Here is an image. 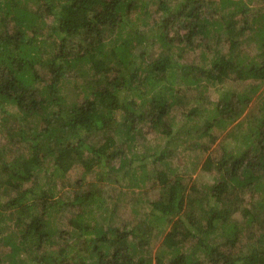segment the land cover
Listing matches in <instances>:
<instances>
[{
  "label": "trees",
  "instance_id": "obj_1",
  "mask_svg": "<svg viewBox=\"0 0 264 264\" xmlns=\"http://www.w3.org/2000/svg\"><path fill=\"white\" fill-rule=\"evenodd\" d=\"M255 1L249 0L240 6L245 22L249 19V7ZM32 2L38 4L37 11L33 10ZM202 2L183 0L159 26L158 42L169 52L153 59L148 70L150 76L141 80L154 96L147 111L137 114L120 93L132 86L138 70L143 69L131 54L133 43L136 39L141 41L142 34L132 30L137 37H122L120 32L114 38L105 39L113 34L119 22L129 21L135 27L131 17L146 8V1L0 0V112L19 120L21 129L15 134L28 143L27 152L19 153L12 160L7 149L0 150V174L4 176L0 178V222L11 219L15 224L7 235L0 232V239L7 236L5 243L11 249L5 259L7 264H264V228L259 230L262 232L258 237L254 232L249 241L250 233L245 225L253 223L255 216L245 208L243 216L250 215L249 221L240 223L232 218L239 208L238 194L244 196L253 187L251 198H258L264 190V97L258 114L253 118L246 114V120L233 129L236 132L246 126L242 142L234 147V152L225 153L217 162L210 155L207 157L204 169L214 174V183L198 198L199 203L205 202L200 206L204 217L197 219L186 212L188 208H195L191 205L195 189L188 190L180 178L172 183L167 174L159 176L166 197L153 202L150 214L130 229L113 221L118 204L115 202L109 213L101 194L91 191L76 194L68 202L54 198L56 176L66 174L75 165L90 171L92 160L105 173L114 169L115 160L121 159V168L125 167L127 161L120 141L135 132L136 126L124 133L118 128L114 134H108L113 124L118 123L117 112L123 111L134 124L142 119L150 120L162 136L169 138L172 129L166 119L170 109L167 98L173 94L172 82L178 70L194 84L202 76L211 85L220 86L232 75L254 83L249 93L223 92L211 109L191 110L205 118L206 135L212 138L210 130H224L244 114L264 84V14L253 17L250 27L242 31L247 30L248 37L257 39L256 55L236 59L217 54L209 69L199 71L191 65L188 71L186 65L172 59L171 44L178 49L181 44L191 46L196 35H209V26L222 29L216 19V14L219 15L216 7L211 5L206 12ZM227 29L230 46L235 47L234 32L230 27ZM182 30L187 34H180ZM114 56L123 76L113 78L109 74L112 72L110 58ZM130 66H133L131 73ZM74 75L78 76L75 81ZM165 83L169 87L163 92ZM69 86L79 94L75 93L77 99L72 105L64 99V90ZM139 86L135 88L139 90ZM157 86L161 87L158 93ZM37 116L44 121V127L26 130L29 120ZM9 137L13 139L14 133ZM156 154L159 162L167 156L160 149ZM39 177H43L44 185L38 183ZM28 182L34 185L18 192V197L4 200V196ZM42 195V213L38 216L33 211L37 207L25 205L24 200ZM212 200L215 207L208 205ZM91 205L103 209L100 217L88 210ZM76 206L85 209L69 219L70 229L57 228L56 220H62L65 211ZM151 221L161 224L162 232L165 225L171 227L154 258L149 254V240L154 230ZM101 222L106 223L101 225ZM218 234L226 238L224 245H230L227 249L210 243L211 237ZM245 234L247 243L252 245L249 253L242 255L236 249ZM57 238L62 246L59 251L51 248L58 243ZM182 239L195 240V244L185 251Z\"/></svg>",
  "mask_w": 264,
  "mask_h": 264
},
{
  "label": "rangeland",
  "instance_id": "obj_2",
  "mask_svg": "<svg viewBox=\"0 0 264 264\" xmlns=\"http://www.w3.org/2000/svg\"><path fill=\"white\" fill-rule=\"evenodd\" d=\"M140 3H148L146 8H141L140 12L136 15H132V20L135 22V27L131 26V22L125 23L119 22L118 26L113 29V34L106 37L105 41L110 38L118 36L121 32L122 37L131 38L136 36L132 30L138 31L142 34L139 37L143 39L133 43L131 48V54L133 59L138 63H141L143 69L138 70V78L132 83V86H127L120 93L121 98L124 102L129 103L132 108L136 110L137 114H141L150 107V99L154 96V92L148 88V85H142V79H148L150 76L149 66L151 61L158 58L163 52L168 51L166 46L158 42V34L160 32L159 26L163 20L166 19L170 13L176 11V7L182 3L183 0H138ZM223 1H226L225 3ZM249 0H203L201 6L204 10H209L211 5L216 7L219 15L216 18L221 24L222 29L209 26V35H196L193 39L192 45L181 44V48L178 49L171 44L170 55L174 61H180V64L186 65L188 71L190 66H196L203 69H209L211 63L217 54L230 55L234 58L256 55L258 52L257 39L253 38L252 35L248 37L249 32L244 31L245 28L250 27V23L253 17L264 14V0H256L249 7L248 17L249 19L244 21V14L240 11L242 3H248ZM224 3V4H222ZM140 5V4H139ZM31 6L33 10L37 11L38 4L32 2ZM224 6V7H223ZM234 12V14L232 13ZM232 19V20H231ZM51 21V19L49 20ZM230 25V26H229ZM228 27L234 32V46L231 47V41L229 37ZM180 34H187L186 30L180 31ZM106 36V33H104ZM108 36V35H107ZM137 37V36H136ZM108 49V48H107ZM182 49V50H181ZM110 61L112 72L109 77H120L123 76L118 68V59L114 58ZM129 67V73L131 68ZM145 68V69H144ZM189 73V72H188ZM77 75L72 77L75 81ZM130 76H128L129 78ZM173 94H170L167 98V105L170 107L167 121L171 123L172 134L169 138L162 136L160 132L152 125L150 120H141L139 123L134 124L132 120H128L123 111L116 113L115 121L112 128L108 130V134H114L115 130L119 128V131L124 133L127 132L129 127L136 126V131L131 133L130 136H124L121 142L123 147L124 158L126 164L125 167L121 168V159L115 160L112 164L113 170H106L102 173L101 167L96 163L89 161L92 168L90 171L86 170L82 165H75L66 174H58L56 176V187L53 188L55 192V199L68 202L73 199L76 194H85L89 191L101 194L106 202L109 213L110 209H114L113 205L115 202L118 204L113 214V221L119 226L131 228L134 227L139 219H145L146 215L151 212V204L155 201L166 197V193L162 188L159 176L161 174H167L170 176L171 182L174 183L176 178H180L184 185H187L191 190L193 187L195 192L191 196V204L195 208H188L187 213L194 214L193 217L200 218L206 216L204 211L201 209V204L205 202L198 201L200 195L204 194L207 190L208 185L214 183V174L209 173L204 169V163L207 157L210 155L214 162H217L218 158L223 156L225 153L229 155L234 152V147L239 143L241 144L243 135L246 133V126L239 128L236 132L233 129L239 122L246 120V114L249 118H253L258 114L260 107L262 106V97H264V84L255 93L252 98V102L248 108H246L244 114L238 119L231 122L228 127L224 130L220 128H214L210 130L212 134L206 135L203 131L205 130V118L201 113L193 114L191 110L198 107L199 112L205 109H211L215 103L219 101V97L223 92H234V93H249L250 89L254 85L253 82L246 80H238L235 75L231 76L224 85L213 86L209 83L206 78L201 77V80L196 84L190 82L189 77H183L181 71H177L174 75ZM97 79H94L96 81ZM104 80V79H103ZM70 81L72 79L70 78ZM106 81V80H104ZM104 81L102 83H104ZM139 86V90L135 88V85ZM162 86V85H160ZM169 87L167 83L163 86V92ZM146 89L147 92H142ZM161 87H156L155 92H159ZM76 89L69 86L64 90L65 100L71 105L76 102L77 92ZM77 93V95L75 94ZM13 110L15 111L14 106ZM207 111V110H206ZM205 111V112H206ZM45 123L40 117H33L29 120L26 130L30 128L44 127ZM162 125L160 124L161 128ZM21 124L18 119L7 117V114L0 112V150L7 149L9 158L19 155L21 152H27L28 143L25 140L17 137L16 132L20 131ZM233 132V133H232ZM14 133V138L9 137L10 134ZM232 133V134H230ZM27 139V138H26ZM124 143V144H123ZM162 150L167 156L161 162L158 161V150ZM88 158V155H86ZM140 157V158H139ZM142 158V159H141ZM133 161V162H132ZM132 162V163H130ZM145 171V172H144ZM147 172V173H146ZM49 174V173H47ZM102 174V178H100ZM42 175L45 174L43 173ZM41 175V176H42ZM0 178L4 179V176L0 174ZM39 184L44 185L43 177H39ZM34 185L33 182L24 184L21 189L12 191L4 196V200L8 198L18 197V192L24 191L27 188H31ZM189 192V191H188ZM246 193V194H245ZM253 187H249L247 192L238 194L239 208L233 213L232 218L240 223L244 220L249 221V216H243V210L249 209L251 215L255 216L253 223L246 224L247 231L250 233V239H253L254 232H257L256 237L262 232L259 231L264 228V190L260 192L258 198H251L253 196ZM256 197V195H255ZM196 200V201H195ZM44 202V196L33 198L29 197L24 200L25 205H31V207H37L35 215L40 216L42 213L41 205ZM196 203L197 206H196ZM210 207H215V201L212 200L208 203ZM205 206L206 210L209 206ZM88 210H93L95 217H100L103 209L98 206L88 207ZM85 207H72L64 213L62 220H56L55 226L60 230H67L69 227V219L79 211H82ZM108 211H106L108 213ZM194 211H196L194 213ZM106 213V214H107ZM197 214V215H195ZM68 220V221H67ZM106 222H101V225ZM154 227L152 237L150 238L149 254L150 257L154 258L158 252L159 247L167 234L170 231V226H164L163 232L159 230L160 225L158 222L151 221ZM15 225L11 219L0 222V232H9ZM7 237V236H6ZM0 239V264H7L6 256L9 252L10 247L5 243V238ZM243 242L238 244L237 252L241 250L242 255L249 253L251 249L250 243L246 241V234L242 238ZM58 243L55 244L52 249L59 251L61 249V243L59 238L56 239ZM182 242L185 245L184 250L190 249L194 244L195 240H184ZM226 238L218 234L210 239V243L215 246L227 249L230 245H224Z\"/></svg>",
  "mask_w": 264,
  "mask_h": 264
}]
</instances>
